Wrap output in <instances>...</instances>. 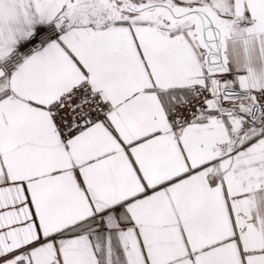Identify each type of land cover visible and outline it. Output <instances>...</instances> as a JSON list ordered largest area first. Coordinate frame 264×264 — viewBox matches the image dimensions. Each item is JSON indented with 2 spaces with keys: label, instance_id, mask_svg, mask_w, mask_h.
<instances>
[{
  "label": "snow or ice",
  "instance_id": "obj_1",
  "mask_svg": "<svg viewBox=\"0 0 264 264\" xmlns=\"http://www.w3.org/2000/svg\"><path fill=\"white\" fill-rule=\"evenodd\" d=\"M0 264H264V0H0Z\"/></svg>",
  "mask_w": 264,
  "mask_h": 264
}]
</instances>
